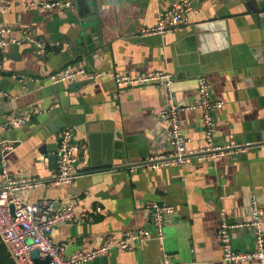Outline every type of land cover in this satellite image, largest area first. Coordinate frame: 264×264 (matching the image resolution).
Returning <instances> with one entry per match:
<instances>
[{
    "label": "crops",
    "instance_id": "0c3cea01",
    "mask_svg": "<svg viewBox=\"0 0 264 264\" xmlns=\"http://www.w3.org/2000/svg\"><path fill=\"white\" fill-rule=\"evenodd\" d=\"M28 1L0 0V24L19 39L4 49L0 67V91L8 93L0 101V180L50 178L59 169V133L72 129L84 145L78 174L64 185L22 192L28 201H76L84 220L65 222L52 232L65 256L120 239L134 228L154 229L145 204L166 203L175 214L164 238L79 264H165L166 259L231 264L219 236L223 216L230 223L245 222L252 219L254 201L264 209V145L234 148L245 124L264 119V0H193L187 23L163 33L145 30L162 18L169 23L167 13L176 0H73L74 7L64 12L32 9ZM216 19L225 20L226 29H199ZM28 33L44 41V54L37 53ZM80 59L102 75L57 84L48 80ZM160 71L172 75V100L184 108L183 134L194 151L212 146L202 109H187L199 101V77L207 78L213 98L223 102L213 110L212 144L227 153L208 151L160 168L147 165L174 150L161 116L169 95L160 82L118 85L114 75ZM64 111L72 126L58 122ZM15 118L25 123L8 124ZM6 144L13 149L4 151ZM231 241L236 251L254 250L255 229L236 227ZM7 262L16 264L0 240V264Z\"/></svg>",
    "mask_w": 264,
    "mask_h": 264
},
{
    "label": "built area",
    "instance_id": "2783aa9c",
    "mask_svg": "<svg viewBox=\"0 0 264 264\" xmlns=\"http://www.w3.org/2000/svg\"><path fill=\"white\" fill-rule=\"evenodd\" d=\"M193 0H176L171 10L167 13L169 23L162 18L156 28H150L145 32H166L170 28L187 23L186 13L192 8ZM27 6L32 9H47L64 12L74 7L73 0H29ZM12 29L4 23L0 24V67L3 64V51L11 43L19 42V39L11 37ZM26 38L36 45L39 55L46 52L44 41L34 35L27 34ZM102 75L100 71H89L86 62L82 59L68 63L61 69L52 73L48 80L52 84L74 80H95ZM114 79L118 85H131L135 83L160 82L169 95V103L161 111V116L168 124L169 143L173 147V153L168 157L153 158L147 165L160 168L171 164L189 162L195 157L202 158L206 152L212 155L227 153L220 146H214L213 142V110L222 107L223 102L213 98L211 86L206 77L198 79L200 92L199 101L187 109L198 108L204 113L205 125L208 127L209 146L204 151L190 150L183 134L180 112L184 109L172 100V75L168 72H150L145 75L132 76L127 73L116 74ZM8 93L0 91V101H3ZM25 123L23 118L12 119L8 124L21 126ZM13 149L12 145H3V150ZM84 145L77 139L72 129H64L59 133L58 163L59 169L50 178H6L0 180V240L10 248L16 264H37L33 252L37 251L42 259L49 257L48 264H79L93 260L108 253L111 250L126 251L134 247L135 243L148 241L154 238H164L165 227L170 218L175 214V208L169 204L146 203L145 207L154 217V229L134 228L127 231L122 238H109L105 243L86 251H78L71 256H65V247L55 243L52 232L55 227L68 221L84 220L76 213V201L55 202L51 199L40 201L26 200L22 192L27 188L43 185H64L70 183L78 174L77 164ZM211 154V153H210ZM209 154V155H210ZM98 209H101L100 207ZM252 219L245 222L230 223L227 216L221 220L219 236L223 246L224 259L231 264H242L250 260H257L264 264V209L254 201ZM251 226L256 233V248L251 251L240 252L232 247L231 233L236 227ZM165 264H171L167 259Z\"/></svg>",
    "mask_w": 264,
    "mask_h": 264
},
{
    "label": "water",
    "instance_id": "95a60500",
    "mask_svg": "<svg viewBox=\"0 0 264 264\" xmlns=\"http://www.w3.org/2000/svg\"><path fill=\"white\" fill-rule=\"evenodd\" d=\"M203 27H199V29H217L220 28L222 30L226 29L225 20H217L216 21H210L208 23H204L202 25ZM200 40L202 37L199 35ZM224 37V36H223ZM227 43V41L225 42ZM61 118L58 119L61 121L62 119L65 120L67 123L61 126H72L73 123L67 121L68 113L64 111L63 115H60ZM60 124V123H59ZM242 141L240 142V145L237 147H234L235 149H241L246 147H252V146H259L264 145V119H261L259 121H251L245 124V133L241 136ZM223 151H228L229 149H222ZM57 156V155H56ZM34 260L37 264H48L49 263V257H46L45 259H42L38 256V254L34 255Z\"/></svg>",
    "mask_w": 264,
    "mask_h": 264
},
{
    "label": "rangeland",
    "instance_id": "374dc122",
    "mask_svg": "<svg viewBox=\"0 0 264 264\" xmlns=\"http://www.w3.org/2000/svg\"><path fill=\"white\" fill-rule=\"evenodd\" d=\"M33 253H34V254H37V251H34Z\"/></svg>",
    "mask_w": 264,
    "mask_h": 264
},
{
    "label": "trees",
    "instance_id": "16d2710c",
    "mask_svg": "<svg viewBox=\"0 0 264 264\" xmlns=\"http://www.w3.org/2000/svg\"><path fill=\"white\" fill-rule=\"evenodd\" d=\"M7 264H11V262H7Z\"/></svg>",
    "mask_w": 264,
    "mask_h": 264
}]
</instances>
